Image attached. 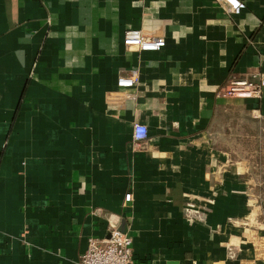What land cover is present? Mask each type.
I'll use <instances>...</instances> for the list:
<instances>
[{"label":"crops","instance_id":"0c3cea01","mask_svg":"<svg viewBox=\"0 0 264 264\" xmlns=\"http://www.w3.org/2000/svg\"><path fill=\"white\" fill-rule=\"evenodd\" d=\"M243 1L0 0V264H80L111 224L133 264H264V88L221 93L264 73Z\"/></svg>","mask_w":264,"mask_h":264},{"label":"built area","instance_id":"2783aa9c","mask_svg":"<svg viewBox=\"0 0 264 264\" xmlns=\"http://www.w3.org/2000/svg\"><path fill=\"white\" fill-rule=\"evenodd\" d=\"M228 10L240 13L246 4L243 0H217ZM124 44L139 50H159L166 44L163 36H150L140 28L129 27L125 30ZM138 80L137 73L129 76H121L118 79V86L121 88H131ZM264 88V73L254 74L253 78H231L226 86L221 90L223 95L239 98L260 97ZM149 135L147 124L134 122L133 140L140 142ZM133 200L131 192H127L124 198V206ZM186 212H196L192 204L186 207ZM133 238L126 231H122L118 226L111 224L108 236L89 237L86 250L80 257V264H133ZM264 246V240L262 241ZM233 250V246H229Z\"/></svg>","mask_w":264,"mask_h":264},{"label":"water","instance_id":"95a60500","mask_svg":"<svg viewBox=\"0 0 264 264\" xmlns=\"http://www.w3.org/2000/svg\"><path fill=\"white\" fill-rule=\"evenodd\" d=\"M122 230V229H121ZM122 231H124V230H122Z\"/></svg>","mask_w":264,"mask_h":264}]
</instances>
